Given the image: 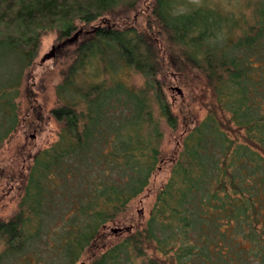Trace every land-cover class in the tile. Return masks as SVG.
Instances as JSON below:
<instances>
[{
    "label": "trees",
    "instance_id": "1",
    "mask_svg": "<svg viewBox=\"0 0 264 264\" xmlns=\"http://www.w3.org/2000/svg\"><path fill=\"white\" fill-rule=\"evenodd\" d=\"M228 1L229 8L206 0H0V48L25 63L45 33L60 44L82 30L52 58L64 61L60 105L49 113L60 140L35 154L16 212L0 219V264H76L85 254L89 264H264V0ZM111 52L143 76L145 98L134 100L120 83L114 92L81 80L96 64L106 73ZM166 75L190 92L176 116L164 93L170 83L157 78ZM148 93L171 129L181 117V152L169 158L168 182L145 225L126 228L94 256L110 236L103 226L163 160L161 131L145 114ZM115 101L121 118L113 125L103 114ZM9 102L0 145L15 128V115L3 114ZM196 102L206 109L199 121Z\"/></svg>",
    "mask_w": 264,
    "mask_h": 264
},
{
    "label": "rangeland",
    "instance_id": "2",
    "mask_svg": "<svg viewBox=\"0 0 264 264\" xmlns=\"http://www.w3.org/2000/svg\"><path fill=\"white\" fill-rule=\"evenodd\" d=\"M206 1H210L212 4H220L227 8L230 5L228 0ZM143 8L139 11L141 14L136 19V28L138 29L144 28L145 25L144 16L146 13H142L144 11ZM94 24H97V22ZM39 42L37 56L32 63H25L20 53L0 48V133L2 124L6 121V119L3 121L2 104L9 97L11 98L9 103L12 105V111L6 109L3 114L5 118L10 113L15 115V128L3 138L0 145V219L3 221H7L16 212L19 197L22 193L21 188L26 181L35 154L42 150L50 149L60 140L61 125L49 113L60 105L57 100L56 88L61 82L60 70L64 67V61L55 59L41 61L43 56L51 50L52 46L57 44L54 31L45 33ZM98 65L86 68L81 80L93 83L103 82L109 91L116 90L115 84L120 83L133 91L132 93L135 94L134 100L137 101L135 98H145L144 94L146 95L147 93H140V91L144 92L145 90V79L143 76L119 60L113 52L106 59V73H102L101 65H99V68ZM157 78L170 83L169 86L164 88V93L167 101L172 105L173 114L175 116L178 115V104L183 99L186 101L190 100V92L178 86L177 82L167 75ZM176 89H179L180 92H177ZM3 93L6 97H1ZM193 93L194 97L196 96L195 98H197L196 100H199L200 92L193 91ZM147 97L150 99L148 104L147 100L143 102L145 104V114L151 115V118L157 122L158 125H156L161 131L158 148L163 160L159 167L150 175L148 185L137 197L128 203L126 211L114 221L107 222L103 226L110 236L106 239L104 248L93 251L92 255L94 256L101 254L107 248L125 238L128 234L126 228H139L145 225L155 203L156 195L168 182L171 170L169 158L171 157L170 160L176 159L181 152L180 139L184 135V131L181 129V117H179V127L175 130L171 129L165 120L159 116L151 94L148 93ZM123 99L125 101V96L122 97ZM115 104L116 101L108 108L110 110L103 114L104 121L113 122V125L117 124L119 118H121L118 109L120 106L115 110L111 109ZM194 105L197 107L199 103L196 102ZM132 110L129 111L128 108L127 111L129 113H127L131 114ZM196 114L197 120H202L206 116V109L197 107ZM113 128L115 127L113 126ZM229 137L239 144L243 141L241 134H231ZM54 183L55 186L60 184L56 179ZM69 212V206L65 208V211H62L66 215ZM1 250L2 245L0 244ZM146 253L148 258L152 257L151 250L148 249ZM89 262L88 256L85 254L76 264H89Z\"/></svg>",
    "mask_w": 264,
    "mask_h": 264
},
{
    "label": "water",
    "instance_id": "3",
    "mask_svg": "<svg viewBox=\"0 0 264 264\" xmlns=\"http://www.w3.org/2000/svg\"><path fill=\"white\" fill-rule=\"evenodd\" d=\"M81 32H82V30H79L71 38L67 39L66 41L61 42L60 44H57L55 46H52L51 50L46 55L43 56L41 61L44 62V61H47V60H50V59L54 58L55 51L57 49H60V47L65 46L66 43L67 44H72V43L76 42L77 38H78V36L80 35ZM176 90H177V92H180L179 89H176Z\"/></svg>",
    "mask_w": 264,
    "mask_h": 264
}]
</instances>
